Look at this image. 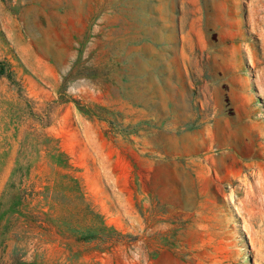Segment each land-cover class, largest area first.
<instances>
[{"label": "rangeland", "instance_id": "374dc122", "mask_svg": "<svg viewBox=\"0 0 264 264\" xmlns=\"http://www.w3.org/2000/svg\"><path fill=\"white\" fill-rule=\"evenodd\" d=\"M0 264H264V0H0Z\"/></svg>", "mask_w": 264, "mask_h": 264}, {"label": "bare ground", "instance_id": "6f19581e", "mask_svg": "<svg viewBox=\"0 0 264 264\" xmlns=\"http://www.w3.org/2000/svg\"><path fill=\"white\" fill-rule=\"evenodd\" d=\"M195 136V135H194ZM197 141H194V143H196ZM182 145H184L182 142H180ZM199 143V142H198Z\"/></svg>", "mask_w": 264, "mask_h": 264}]
</instances>
